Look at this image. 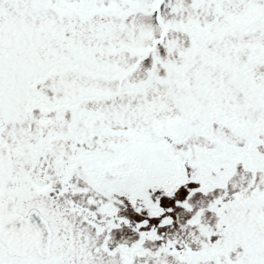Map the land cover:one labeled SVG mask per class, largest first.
I'll return each mask as SVG.
<instances>
[{
	"label": "snow or ice",
	"instance_id": "6c2138e0",
	"mask_svg": "<svg viewBox=\"0 0 264 264\" xmlns=\"http://www.w3.org/2000/svg\"><path fill=\"white\" fill-rule=\"evenodd\" d=\"M0 264H264V0H0Z\"/></svg>",
	"mask_w": 264,
	"mask_h": 264
}]
</instances>
